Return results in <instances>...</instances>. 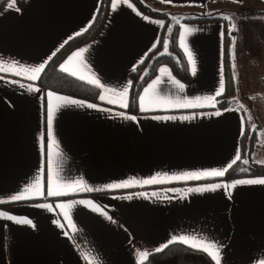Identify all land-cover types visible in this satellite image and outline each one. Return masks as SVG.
I'll return each mask as SVG.
<instances>
[{"label":"crops","instance_id":"obj_1","mask_svg":"<svg viewBox=\"0 0 264 264\" xmlns=\"http://www.w3.org/2000/svg\"><path fill=\"white\" fill-rule=\"evenodd\" d=\"M153 1L172 10L193 9L194 14L200 10V16L173 19L189 80L183 81L171 66L161 64L142 87L136 111L129 105L131 74L159 45L167 27L164 20L142 13L131 0H119L115 9L116 0L109 1L99 33L60 65L63 72L67 67L65 73L74 71V77L83 76L80 80L98 89L101 104H95L43 92L36 84L43 71L33 80L29 77L34 73L25 69L43 64L44 70L68 41L89 30L102 0H24L22 7L16 0L19 11L10 8L7 0L0 8V65L9 69L0 72V212L32 221L29 225L0 219V264H141L148 257L142 258V253L180 243L171 239L179 236L216 242L222 249L221 264H264V184L238 183L264 177L184 178L223 169L241 155L245 118L240 105L234 101L233 106L217 108V98L225 90L210 103L205 98L214 96L221 82L226 88L225 24L217 12L222 6L232 8L235 19H241L239 7L249 0ZM251 2L264 9V0ZM159 12L175 17L172 11ZM232 30L230 67L234 61L240 63L247 49L253 64L255 47L264 50V44L254 37L243 43L238 31ZM237 73L232 67L235 88ZM93 78L102 87L90 83ZM153 85L151 95L166 103L146 104L147 110H142L140 98ZM124 89L127 107H121L114 95ZM57 96L82 104L54 101L60 107L50 128L49 102ZM252 154L261 165L258 150ZM53 172L61 180L94 190L48 195ZM37 178L43 196L11 199ZM132 180L156 182L113 187ZM212 185L218 187L196 190ZM72 202L77 203L70 209L57 207ZM97 206L107 215L95 211ZM65 211L75 231L62 214Z\"/></svg>","mask_w":264,"mask_h":264},{"label":"trees","instance_id":"obj_2","mask_svg":"<svg viewBox=\"0 0 264 264\" xmlns=\"http://www.w3.org/2000/svg\"><path fill=\"white\" fill-rule=\"evenodd\" d=\"M7 0H0V8ZM19 7H22L24 0H17ZM110 0H102V6L95 18L92 26L85 33L72 38L68 41L49 61L40 75L37 86L43 92H54L60 95L73 97L76 99L84 100L90 103L101 104L98 99V89L96 87L86 83L68 73L61 70V63L65 57L80 45L92 40L101 30L105 18L108 13ZM133 4L144 14L162 19L166 24H171V16L166 12H159L151 9L148 5H144L141 0H131ZM153 5L159 2L148 0ZM258 2V0H256ZM228 3V2H226ZM183 20V19H182ZM184 20H189L184 19ZM175 22V21H174ZM225 24L224 32V44H225V59L224 69L226 77L225 92L217 98L216 107L219 109L227 108L234 105L233 96L235 95L234 80L231 76V67L229 62V45L232 39L234 31L230 28L229 20L223 19ZM177 28L178 25L175 22L169 30L164 29L161 35L159 45L153 49L142 64L132 72V89L130 94V107L133 111H136V102L140 94V91L144 84L150 80L161 64H167L172 67L174 73L183 81H188L190 78L188 66L183 52L180 50L177 43ZM168 40V53H162L161 48L165 41ZM239 111L245 118V131L240 142V160L228 169L226 174L221 178L222 180H232L236 178H248V177H264V165L251 162L249 165L247 160H250L252 153L257 147L256 136L257 132H250L248 128V121L246 119L245 110L242 106H238ZM254 146V147H253ZM248 163V164H247ZM247 164L249 171L241 172L240 169L244 168L243 165ZM209 182V181H205ZM141 264H214L211 258L197 249H193L182 243H171L162 250L153 252Z\"/></svg>","mask_w":264,"mask_h":264},{"label":"snow or ice","instance_id":"obj_3","mask_svg":"<svg viewBox=\"0 0 264 264\" xmlns=\"http://www.w3.org/2000/svg\"><path fill=\"white\" fill-rule=\"evenodd\" d=\"M161 2H166V3H171V0H161ZM233 2L236 3H241L242 0H233ZM117 3H119V0H116L115 3L112 4L113 9H115ZM125 3H127V0H125ZM16 5V0H10L9 2V7L10 8H15L16 11H19V8L15 7ZM225 19H230V17H225ZM233 29L236 30V26L235 24L232 25ZM186 32L190 31L188 29L185 30ZM235 40L233 39L232 44L234 45ZM187 51V49H186ZM77 55H80L79 53H77ZM233 58H234V53L232 54ZM188 56H189V61L190 63L193 64V71H195V62L192 59L191 53L188 52ZM16 65L13 64L12 68H15ZM43 64H41L40 66H36V67H32L30 69H25V71H31L32 73H34V75L30 76L29 79H38L39 74L43 71ZM9 69L5 68L3 65H0V72H5L8 71ZM65 72H68L69 69L66 67L63 69ZM19 74V73H16ZM73 76L76 75V72H72L71 73ZM85 77L81 76L80 79H84ZM92 84H95L97 86L102 87V85L99 84V80L96 78H93L92 80L89 81ZM157 83H159V81H157ZM178 83V82H177ZM181 89L184 87L182 84L178 85ZM155 88V85H153L152 89L146 90L145 91V96L140 98V104L142 107V110H147L146 104L147 105H151L153 103H166V101L162 100V99H158L156 96L151 95V93L153 92ZM29 90L31 91V87L29 88ZM224 84L223 82H221L220 86H219V90L215 93L214 96L212 97H206L205 98V102H212L215 100L216 96L221 95L224 92ZM114 95L116 96L117 100L120 101V106L121 107H127V103L125 102L126 97L128 96V91L127 89H124L118 93H114ZM101 100H104V96L100 97ZM54 101H61L63 104L67 105V104H82V102L79 101H75V100H70L67 98H61V97H53L52 100L49 102V108H48V116H49V127L51 128L52 125V119H53V113L60 107L59 104L55 103ZM109 103H112L113 101H108ZM197 104H200L201 101H197ZM88 107H95L94 105H87ZM214 106V105H213ZM53 142H55L54 137L52 138ZM240 160V156L237 155L234 160L229 163L225 168L223 169H218V170H208V171H203V172H197V173H192V174H188L186 175L184 178H194V179H202V178H215V177H222L225 175L226 171L232 167V164H234L236 161ZM156 180H146L143 182H139L136 180H132L129 181L128 183L125 184H120V185H115L113 186L114 188H126V187H130V186H135L138 183H143V184H151V183H155ZM238 183H260V184H264V180H258V181H240ZM218 187V185H212L209 186L207 189H196L197 191H202V190H215V188ZM230 187H235V185H225V188H230ZM80 188H85V186L83 184H81L80 182H68L65 180H61L55 172L52 173L51 177H50V181H49V190H48V195L51 196H59V195H68V194H72L75 191L79 190ZM86 191H93L94 189L91 187H87L85 188ZM43 196V191L41 188V182L40 179L37 178L35 180V182L28 187L27 189L24 190V192H22L19 195H15L13 196L11 199L14 201H20V200H24V199H31V198H35V197H40ZM131 197H129L130 199ZM77 202H72L69 203L68 205H58L57 207L60 209H64L65 207L67 208H72ZM82 203V202H80ZM39 207L42 208H48L51 210L52 206L51 205H46V204H40L38 205ZM87 206V205H85ZM95 211L97 212H101L104 215H107L106 213L102 212V209L97 206L95 209ZM65 217V219L68 220V223L71 225L73 231H75V225L72 223V220L70 218V213L65 211L62 213ZM109 219H111V217H108ZM0 219H6V220H12L15 221L16 223L19 224H32V221L30 219L27 218H18L15 216H11L8 215L7 213H3L0 212ZM62 226V225H61ZM173 241L178 240L180 243L188 245L189 247L193 248V249H197L199 251H203L204 253L208 254L211 259L214 261V264H221V260H222V256H221V247L218 246V244L214 241H209L208 239H198V238H189L187 236H179V237H172L171 238ZM168 245L165 244L164 247H167ZM160 250V249H157ZM142 258H146L148 256L147 252H144L141 254Z\"/></svg>","mask_w":264,"mask_h":264},{"label":"rangeland","instance_id":"obj_4","mask_svg":"<svg viewBox=\"0 0 264 264\" xmlns=\"http://www.w3.org/2000/svg\"><path fill=\"white\" fill-rule=\"evenodd\" d=\"M141 1L143 4L148 5L151 9L167 12L172 11V14L175 15V17L171 18V20L175 18H192L200 16V10L194 14L192 13L193 9H182L178 11L177 9L172 10L171 7L168 6L158 5L157 3L155 6L148 0ZM231 9L232 8L222 6L217 14L222 16L223 19H225V17H231V20L234 21L236 30L238 31V37L243 38V43L247 38L254 37L261 40L260 42L264 44V9L260 7V4H254L251 0L247 1L243 8L239 7V10L242 11L243 15L241 16V19L237 18V20L235 19V15L231 12ZM251 15H253V19L251 18ZM231 20H229L230 30L233 29ZM174 23L175 22L172 21L171 24H168L167 27H165L167 34ZM167 51L168 40L165 41L161 48L162 53H168ZM248 51L249 49L241 54V64L237 61L232 63V67H234V74L238 70V86L234 88L236 95H234L235 97L233 96V99L245 110L250 132H257L256 150H258V155L260 156L259 162L261 165H264V50L261 45L259 47H255L254 51L257 55L253 54L252 56L253 64L249 62ZM257 157L255 158L256 160H258ZM253 158L252 154L251 158H249L250 160L245 162H248L250 165L254 160ZM247 164L243 165L244 168L240 169L241 172L249 171Z\"/></svg>","mask_w":264,"mask_h":264}]
</instances>
